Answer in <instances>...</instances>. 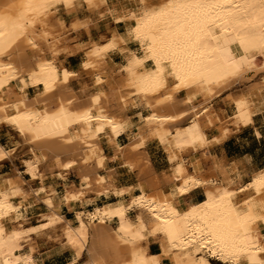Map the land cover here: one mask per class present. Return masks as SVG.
I'll list each match as a JSON object with an SVG mask.
<instances>
[{"label":"bare ground","instance_id":"6f19581e","mask_svg":"<svg viewBox=\"0 0 264 264\" xmlns=\"http://www.w3.org/2000/svg\"><path fill=\"white\" fill-rule=\"evenodd\" d=\"M106 1L0 0V125L13 129L32 154L23 161L28 180L19 170L0 179V264H36V245L28 239L55 227L75 251L69 264H212V259L264 264V190L256 183L264 168L233 187L227 167L208 151L209 144L229 132L210 107L214 98L227 92L224 101L234 125L250 120L262 106L264 82H247L264 73V3L134 0L140 6L128 10L134 23L126 35L113 31L103 43L87 42L81 67L92 75L96 91L80 98L69 84L74 71L54 58L62 33L53 35V27L67 25L62 18L54 25L52 17L60 7L72 16L82 4L97 9ZM69 23L70 31H76L81 19ZM126 36L139 44L140 54L127 50L116 85L114 69L103 58L109 51L126 50ZM106 81L108 90L103 89ZM240 85V91H229ZM30 87L39 90L35 97L27 94ZM139 103L149 112L139 115L142 124L122 145L118 136L132 122L126 107ZM208 122L215 124L217 136H207ZM103 138L114 150L112 159L118 158L129 172L137 169L139 192L127 201L122 196L133 186L115 185V172L105 165ZM147 138L164 144L172 161H181L155 173L142 152ZM14 150L0 144V160L12 157ZM71 170L80 184H69L61 196L43 184L45 173L64 177ZM35 179L41 182L37 188L31 185ZM197 187L203 188V200L182 208V197ZM88 192L119 199L86 213L77 211L72 221L60 214V201L69 206ZM24 196L41 200L47 209L40 225L25 232ZM135 209L148 216L129 217ZM148 221L154 223L151 230ZM149 238L158 242L157 253L147 251ZM83 250L87 259L79 261Z\"/></svg>","mask_w":264,"mask_h":264},{"label":"crops","instance_id":"0c3cea01","mask_svg":"<svg viewBox=\"0 0 264 264\" xmlns=\"http://www.w3.org/2000/svg\"><path fill=\"white\" fill-rule=\"evenodd\" d=\"M106 5H108V0L106 1ZM74 17L75 18L77 17L78 19L81 20H87L88 23L86 27H80L76 31H71V38H74L76 41L74 40L72 43H70L69 47L75 52L65 55L64 59L60 60L61 61L60 66L74 71V75L70 79L69 84L70 86L73 87L74 91L79 96L80 95L82 96V97L80 96V98H84L86 97V93H93L96 91V86H94L92 81V75L89 74L87 70L82 69L81 67L82 59H80L79 57V55L83 51V48L88 45L87 42L90 40L89 38L91 37L94 41L97 40L99 43H101L104 42L103 37L108 38L112 33V31H115L122 35L124 34L123 32L120 31V26L117 25L113 26V23H110L109 26V28H111L110 30L104 33L100 31L101 19L97 18V14L95 11H90L85 8L82 9L79 8V10L73 13L72 16L71 14L67 13L66 15L62 16V19L64 20L65 24H68L74 19ZM111 21L114 22V24L124 23V20L122 19L111 20ZM79 46H81V48H78ZM107 55L113 64L118 63L117 60L121 57V54L118 51H111ZM110 65L111 64H108V67ZM82 88L85 89V91ZM77 90L78 91L80 90V93L82 94H80ZM125 112H126L125 115L129 117L130 121H132L131 129L130 131L125 132L118 138L119 142L121 140L128 139V134L132 133L136 126L133 122L134 117L136 115H131L128 109H126ZM141 114L144 115L143 113ZM228 126L230 127V132L227 134V136L223 137L217 142H213L209 144L208 151L211 154H213L217 159L221 160L225 168L227 167L226 172L228 173V175L230 174L229 176L233 181L235 180L234 182H232V185L233 187H236V186H241L246 182H248L251 177V172H256L264 168V97H262V106L260 110L257 111L250 120H248L247 124L241 126H234L233 124H229ZM205 131L209 138H212L219 134L218 130L214 127H206ZM0 144H2L7 150L15 148L14 150L15 153L13 152L11 154L12 157L7 156L5 157V159L0 160V179L14 174L16 172V169L20 168L19 171L21 172V176L25 177V179L28 180V176H26L23 172L24 166L22 161L24 159H29V158H23L21 162H19V166L17 165L18 155H19L18 152L20 146L14 145L12 139L8 136V134L1 131H0ZM101 145L103 148V153L105 155L107 154L106 157L110 160L109 161L106 158L105 165L108 167V169L111 168L110 170H113V172H115L114 174L119 184L124 183L126 185L133 186L130 193L126 195L124 194L122 196L123 200L127 201V199L130 198V195L137 194L139 192V188L137 186V182H139L137 169L131 172L125 170V168L121 166V161L118 158L117 159L111 158V156L114 154V150L111 147V145L108 144V142L106 145L104 139L101 140ZM122 145L125 144L123 143ZM145 150L149 157L150 164L152 166L151 168L155 173L157 174L159 173L160 175L168 170L169 163L167 161L166 153L162 145L152 140L147 143V145L145 146ZM159 153L163 155L162 158L159 157L158 155ZM197 156L198 154L195 155V157ZM189 158H194V156L193 157L187 156L186 159ZM111 160H113V162ZM110 165L112 167H109ZM67 175L70 176V173L67 172L66 175L64 174V176ZM77 175L75 176L74 180L72 179L69 180L67 179V177L57 176L56 172H54V174L45 173V180L43 181V184L45 186H52L53 188H55L56 190L55 196L59 197L65 192L66 188L69 187L71 183H74L75 185L80 184V178L79 175L78 176ZM78 179L79 181H77ZM39 183L41 184L39 180L35 179L34 181L31 182V185L34 188H37L40 185ZM29 198H33V197H28V196L23 197L25 208L22 211H24L25 213L28 211L30 207L27 206L26 204ZM83 198L84 199H82V201L80 200L77 202H72L70 203L69 206L66 203L60 201V205H59L60 208L59 211H61L60 214L63 215L66 219L72 221L77 211H82V212L90 211L95 206H104L105 204H113L117 202V200L119 199V197L113 194L96 196L93 192L86 193V195ZM203 198H204L203 188L197 187L194 188L192 191L188 192V194H185L184 197H182V199L180 200L179 205L182 208H186L189 204L197 203L203 200ZM40 214L41 213L37 215ZM68 216H71V218H68ZM46 230L45 232L47 234L35 235V236L32 235L33 238L36 237V251L34 254L36 264H69L71 260H73L75 255L74 254L75 251H73L74 249L69 245L63 243V239L59 236L60 234L59 228L55 230H52V228H50L49 232L48 229ZM54 235H58V236L57 237L55 236L56 237L55 238ZM25 244L27 243L25 242ZM147 251L149 253H157L159 251V245L157 241L154 240L153 238H149L147 241ZM86 255H87L86 250H83L80 256L81 260L79 259V261H83L87 259ZM162 264H167V261L163 260Z\"/></svg>","mask_w":264,"mask_h":264},{"label":"rangeland","instance_id":"374dc122","mask_svg":"<svg viewBox=\"0 0 264 264\" xmlns=\"http://www.w3.org/2000/svg\"><path fill=\"white\" fill-rule=\"evenodd\" d=\"M153 2H155V1H151L150 3H153ZM86 6H87L86 4H82L80 6V9L85 8V9L90 10V11H95L96 14H97V18H100L101 19V21H100V31H102L104 33L106 31L110 30L111 29V28H109L110 23H113V26L114 25L120 26V31L123 32L124 35H126L127 32H128V27L134 23L133 19L131 17H128V10H137L140 5L138 4V2H136L134 0H108V5H106V3H105V4H103V6L100 5L101 7L100 6H97V9H96V7L89 8L88 9L87 8L88 6L87 7ZM59 9L55 13V16L56 17L55 16L52 17V23L54 22V25H56L55 24L56 18H62L63 15H66L67 14L66 10L63 7H60ZM120 18L122 20H124V23H119V24L116 23V24H114V22L111 21V20H119ZM129 19H131V20H129ZM87 23H88L87 20H81L80 27H86L87 26ZM66 25H67L66 26L67 28L64 27V26L62 28H60V26H57V25H56L57 27L56 26L53 27L54 28L53 29V31H54L53 35H55L57 37L58 36L59 37L62 36L60 38V40H61L60 42L61 43H58L57 44L56 53L54 55V58H55L56 62L58 63V65H61V61L60 60L64 59L65 55L75 52L74 50L70 49V47H69V44L72 43L75 39L74 38H71L70 27H69L68 24H66ZM61 30H63V31L60 32ZM60 33H62V35ZM62 38H63V40H62ZM89 39L90 40H93L91 37ZM107 39H108L107 37H103V41L104 42ZM101 43H103V42H101ZM123 46L127 47V49L124 50V51L118 50V52L121 54V57L117 60L118 63L113 64L112 61L109 59V57H108L107 54L104 56L105 59L103 58V60L105 61L106 66L108 67V64H111L110 66L114 69V72H115L114 73V76H115V79H116L115 81L117 82L116 85L119 84L118 83L119 82V78L118 77L121 75V71H120L121 68L120 67L125 63L126 55L128 54L127 52L129 50L130 51L133 50V51H136L137 53L140 54L139 44L136 41H133L130 37H127L126 36V42L124 43ZM87 47H88V45L83 48V51L79 55L80 59H82V60L85 58V49L87 50ZM115 51H117V50H115ZM109 52H111V51H109ZM50 55L51 54H49L48 52H46V56L47 57H49ZM145 64H146V67H150L152 65V63L150 61L146 62ZM118 66H119L120 69L118 68ZM117 70H119V71H117ZM118 74H120V75H118ZM251 78L249 79V81H248L249 83L247 82V84H250V83L255 82V81H263L264 82V73H262V72L261 73H257L255 75H253V77H251ZM106 84H109V82L106 81V82L103 83V89L108 90V88H109L108 86L109 85L107 86ZM12 87H13V89H15L17 87V83L16 82H13L12 83ZM243 87H244L243 85L234 86L229 91L230 92H234L236 90V92H238ZM237 89H238V91H237ZM229 91H228V93H229ZM26 92H27V94L30 97H35L38 94L39 90L36 89V88H31L30 87V88H27ZM226 96H227V92H223L218 97L214 98L211 101L210 107L213 108L214 110L217 109V111L221 115L220 117L222 118V121H224L225 124L229 125V124H232L231 123V118L229 116L232 113V109L224 101V99H225ZM262 97H264V95ZM143 105H144L143 103H139L136 106H130V104H129V105H127L129 108L126 107V109L129 110V113L131 115H136L134 117V120H133L134 124L136 125L135 128H134V130H137V128L142 124V119L139 117V115L141 113H143L145 115V114H147L149 112V110L145 107V105L144 106ZM227 118L228 119L230 118V120H228ZM247 123H248V120L245 121V122H240L239 125H234V124L233 125L234 126H241V125H245ZM6 126L7 125H5V124L0 125V131L8 134V136L12 139L14 145H19L20 146L19 152H18L19 153V155H18V161H17V165L19 166V162H21V160L23 158H29V157L32 156V154H31V152L28 149L27 143L25 141H23L20 137H18V134L13 129H11L9 126L8 127H6ZM209 126L210 127H215V124L213 122H208V124L206 125V127H209ZM130 129L131 128H126L123 132H121L119 134L118 138L122 134H124L125 132L130 131ZM229 132H230V127H229ZM225 136H227V135H225ZM225 136H223V137H225ZM223 137H221L220 139H222ZM220 139L218 138L217 141H219ZM131 140H132V133H129L128 134V139L121 140L120 143L126 144V143H129ZM148 141L149 140L147 138L145 140L146 144L144 145V147H143L144 149L142 151L143 152V156H145L147 158H149V157H148V155L146 153L145 146L147 145ZM105 144L107 145V141L105 142ZM161 145H162V147H163V149H164V151L166 153V157H167V161L169 163V167L171 165H173V164L181 161V158H177L178 160H176V158H175L172 161V158L170 159V156H168L169 154L166 151L165 145L164 144H161ZM26 149H28V150H26ZM158 155H159L160 158L163 157V155L161 153H159ZM169 160H171L172 162L171 161L169 162ZM174 160H175V162H174ZM23 161H22V163H23ZM109 167H112V166L110 165ZM19 169L20 168H17L16 170H19ZM69 173H70V176L67 175V176H64V177H67V179H69V180H71V179L74 180L75 179V176L77 175L76 174L77 172L75 170H71V171H69ZM77 181H79V179ZM115 185H119V182H118L117 178L115 179ZM249 193H250V191L248 190V191H245L244 193L242 192L240 194H237L235 200L238 201V200H240L242 198V196L244 197L245 195H248ZM26 204H27V206H30V207H29V209H28V211L26 213L23 211V221H22V227H21V229H22L23 232L28 231L31 228V226H39L40 223L43 221L42 218H41L42 212H46L47 211V209L44 206V204L42 203V201L36 199L35 197L29 198L28 199V202H26ZM86 212H88V211H86ZM129 212L130 213L128 215L131 218H135L136 216H141L143 218H146L148 216L147 215V212L144 211L143 209H135V210H132V211H129ZM39 213H41V214L40 215H37ZM68 218H71V216H68ZM73 219H74V217H73ZM148 222H149L148 223V228L151 230L153 228V226H154V223L152 221H148ZM55 229H57V228L55 227ZM262 231L264 232V228L262 229ZM43 232L42 231H41V233L39 232L38 235H44V234H46V232H44V233ZM31 237H32V235H31ZM31 237L28 239V243L30 242V243H34L36 245V238L34 237L33 240H32ZM210 261L212 262V264H224V263H221V262H219L217 260H214V259H212Z\"/></svg>","mask_w":264,"mask_h":264},{"label":"snow or ice","instance_id":"6c2138e0","mask_svg":"<svg viewBox=\"0 0 264 264\" xmlns=\"http://www.w3.org/2000/svg\"><path fill=\"white\" fill-rule=\"evenodd\" d=\"M197 4H199V0H196ZM226 4H231V0H224ZM262 3H264V0H261ZM264 23V21H262ZM256 183L259 185L261 190H264V177H260L257 179Z\"/></svg>","mask_w":264,"mask_h":264}]
</instances>
